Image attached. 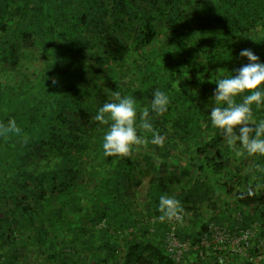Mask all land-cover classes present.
Instances as JSON below:
<instances>
[{"label": "trees", "instance_id": "trees-1", "mask_svg": "<svg viewBox=\"0 0 264 264\" xmlns=\"http://www.w3.org/2000/svg\"><path fill=\"white\" fill-rule=\"evenodd\" d=\"M244 49L264 64V0H0V124L21 129L0 136V264H205L166 251L161 195L184 209L180 240L210 222L264 233V156L237 155L210 120ZM115 93L137 124L149 109L162 145L137 128L145 145L103 155L94 117Z\"/></svg>", "mask_w": 264, "mask_h": 264}, {"label": "clouds", "instance_id": "clouds-1", "mask_svg": "<svg viewBox=\"0 0 264 264\" xmlns=\"http://www.w3.org/2000/svg\"><path fill=\"white\" fill-rule=\"evenodd\" d=\"M240 57H246L248 63L238 70L235 76L222 78L216 82L217 88L213 93L216 102L210 111V120L214 128L220 130L230 147H236L237 141L241 146L237 155L264 156V120L259 123L253 118L252 105L260 108L264 102V64L259 62V57L251 49H244L239 53ZM52 85L57 80L51 78ZM247 93V94H246ZM118 102H108L98 109L94 119L101 124L109 125V129L103 137V155L105 157H129L134 146L147 143L144 137L137 135V128L153 135L152 143L162 145L163 137L159 136L149 122V109L144 108L140 112L137 124V109L135 100L131 96L120 97L115 93ZM241 96L242 102L236 103V97ZM169 97L157 89L151 101V109L157 115H162L168 110ZM226 105V106H221ZM239 128L237 135L234 129ZM9 133L19 135L21 129L14 119H10L7 125L0 124V136L7 137ZM257 169L264 171V169ZM249 195L253 193L249 191ZM158 217L160 222L183 221V207L180 202L167 195H161L159 199Z\"/></svg>", "mask_w": 264, "mask_h": 264}, {"label": "built area", "instance_id": "built-area-1", "mask_svg": "<svg viewBox=\"0 0 264 264\" xmlns=\"http://www.w3.org/2000/svg\"><path fill=\"white\" fill-rule=\"evenodd\" d=\"M175 224L176 221H169L164 237L165 249L175 261L193 250L205 264H264V233L259 234L255 224L228 228L210 222L194 244L176 237Z\"/></svg>", "mask_w": 264, "mask_h": 264}, {"label": "rangeland", "instance_id": "rangeland-1", "mask_svg": "<svg viewBox=\"0 0 264 264\" xmlns=\"http://www.w3.org/2000/svg\"><path fill=\"white\" fill-rule=\"evenodd\" d=\"M143 190V189H142ZM142 192V191H141Z\"/></svg>", "mask_w": 264, "mask_h": 264}]
</instances>
